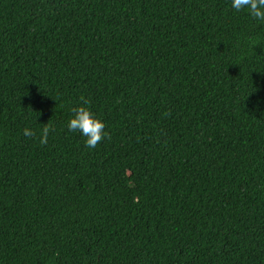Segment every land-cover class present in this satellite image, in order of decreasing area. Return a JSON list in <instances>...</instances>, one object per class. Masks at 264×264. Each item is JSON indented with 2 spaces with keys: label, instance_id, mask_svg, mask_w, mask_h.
Segmentation results:
<instances>
[{
  "label": "trees",
  "instance_id": "trees-1",
  "mask_svg": "<svg viewBox=\"0 0 264 264\" xmlns=\"http://www.w3.org/2000/svg\"><path fill=\"white\" fill-rule=\"evenodd\" d=\"M81 96L95 148L67 127ZM0 264H264V21L0 0Z\"/></svg>",
  "mask_w": 264,
  "mask_h": 264
},
{
  "label": "clouds",
  "instance_id": "clouds-1",
  "mask_svg": "<svg viewBox=\"0 0 264 264\" xmlns=\"http://www.w3.org/2000/svg\"><path fill=\"white\" fill-rule=\"evenodd\" d=\"M231 7L236 11L247 9L248 13L253 18L264 21V0H231ZM80 101L81 103L79 106L71 109L73 115L68 120L67 127L72 132H80L86 138V147L95 148L98 143L105 139V125L90 111L88 107L90 101L88 99L81 96ZM51 130V125L47 123L40 130L38 138L41 145L47 143ZM23 135L31 138L35 137L37 133L30 128H25L23 130ZM108 138L110 139V136H108Z\"/></svg>",
  "mask_w": 264,
  "mask_h": 264
}]
</instances>
